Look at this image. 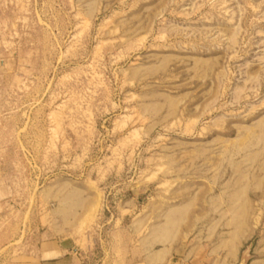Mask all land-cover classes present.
I'll list each match as a JSON object with an SVG mask.
<instances>
[{"label":"rangeland","instance_id":"374dc122","mask_svg":"<svg viewBox=\"0 0 264 264\" xmlns=\"http://www.w3.org/2000/svg\"><path fill=\"white\" fill-rule=\"evenodd\" d=\"M67 202L91 264L232 220L264 258V0H0V264Z\"/></svg>","mask_w":264,"mask_h":264},{"label":"crops","instance_id":"0c3cea01","mask_svg":"<svg viewBox=\"0 0 264 264\" xmlns=\"http://www.w3.org/2000/svg\"><path fill=\"white\" fill-rule=\"evenodd\" d=\"M135 200H126L118 205L120 220L125 219L131 208H136ZM81 218L77 216L74 204L66 203L54 211L51 230L43 238L36 251V257H10L4 264H91L93 256L83 257L89 253L94 244L93 237L81 229ZM231 226L228 230L203 235L199 232L195 237L180 235L173 237L161 233L162 225L150 229L149 242H143L140 230L119 228L117 239L121 245L114 251L105 254L106 264H238L240 260L241 234L236 226L237 221L224 222ZM131 231H130V230ZM160 233V234H159ZM208 235V236H207ZM213 236V237H212ZM212 238V239H211ZM147 239V238H146ZM164 240L160 247L151 240ZM167 240V241H166ZM169 240V241H168ZM213 241L212 248L202 257L204 244ZM209 241V243H210ZM215 241V242H214ZM205 259V260H204ZM250 264H264L263 259L252 260Z\"/></svg>","mask_w":264,"mask_h":264}]
</instances>
